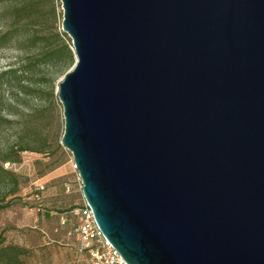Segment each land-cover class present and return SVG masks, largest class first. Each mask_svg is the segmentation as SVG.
<instances>
[{"label":"water","instance_id":"1","mask_svg":"<svg viewBox=\"0 0 264 264\" xmlns=\"http://www.w3.org/2000/svg\"><path fill=\"white\" fill-rule=\"evenodd\" d=\"M81 192L126 264H264V0H61Z\"/></svg>","mask_w":264,"mask_h":264},{"label":"rangeland","instance_id":"2","mask_svg":"<svg viewBox=\"0 0 264 264\" xmlns=\"http://www.w3.org/2000/svg\"><path fill=\"white\" fill-rule=\"evenodd\" d=\"M62 13L61 0H0V31L12 28L0 47V161L17 143L33 148L2 162L15 181L0 170V264H11L12 246L21 250L16 264H63L75 254L78 235L70 208L83 195L72 153L60 143L64 117L57 94L75 56L72 51L71 61L67 55L38 60L61 39L67 42L60 32Z\"/></svg>","mask_w":264,"mask_h":264},{"label":"built area","instance_id":"3","mask_svg":"<svg viewBox=\"0 0 264 264\" xmlns=\"http://www.w3.org/2000/svg\"><path fill=\"white\" fill-rule=\"evenodd\" d=\"M72 166L75 172V181L81 187V178L73 161ZM62 185L65 191L71 190L72 184L69 180L63 181ZM41 188L43 186L39 185L38 189ZM70 211L76 218L73 230L78 235V241L74 245V256L63 264H126L118 250L100 230L92 209L84 197L82 202L74 204ZM63 243L68 244L69 242ZM84 254H87L86 261L83 260Z\"/></svg>","mask_w":264,"mask_h":264},{"label":"trees","instance_id":"4","mask_svg":"<svg viewBox=\"0 0 264 264\" xmlns=\"http://www.w3.org/2000/svg\"><path fill=\"white\" fill-rule=\"evenodd\" d=\"M12 28H8L4 31H0V47L3 46L6 41L12 36ZM64 36L65 39L67 40V42H64L63 39H61V44L58 46H54L52 48L47 49L42 56L38 59L39 61H43V62H47L50 61L54 58L60 57L62 55H67L68 56V61H71L73 55H72V43H71V39L70 37L64 32V31H60ZM46 37V36H45ZM15 147V148H14ZM33 149L30 146H25L21 143H17L16 146H10V150L8 152H6L2 157H1V161H0V170L6 171L7 173H9L11 175V179H13V181H15L14 179V174L10 171L5 169L2 166V162H6V161H10V159H14L19 155V152L24 150V149ZM11 151H13L15 153V156H11ZM1 207V205H0ZM45 214H47V212H45ZM17 246H12V249H14V253L13 256H8V260L10 261L11 264H16L18 262L17 257H16V253L18 251H21L20 248H16Z\"/></svg>","mask_w":264,"mask_h":264}]
</instances>
